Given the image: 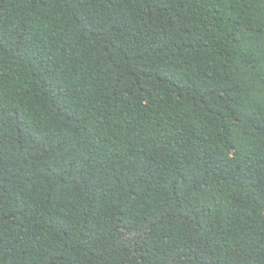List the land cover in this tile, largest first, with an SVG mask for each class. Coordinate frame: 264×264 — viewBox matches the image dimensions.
<instances>
[{
    "label": "trees",
    "instance_id": "1",
    "mask_svg": "<svg viewBox=\"0 0 264 264\" xmlns=\"http://www.w3.org/2000/svg\"><path fill=\"white\" fill-rule=\"evenodd\" d=\"M0 264H264V0H0Z\"/></svg>",
    "mask_w": 264,
    "mask_h": 264
}]
</instances>
